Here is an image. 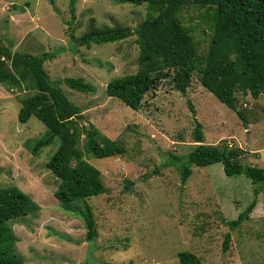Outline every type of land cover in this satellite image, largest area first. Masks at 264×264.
<instances>
[{"label": "rangeland", "instance_id": "obj_1", "mask_svg": "<svg viewBox=\"0 0 264 264\" xmlns=\"http://www.w3.org/2000/svg\"><path fill=\"white\" fill-rule=\"evenodd\" d=\"M0 0V40L13 51L56 57L45 62L54 82L84 79L96 87L94 95L60 88L88 122L119 142L125 153L87 160L102 172L107 192L76 208L90 206L98 237L89 242L79 214L63 210L56 196L57 178L47 164L60 146L54 143L34 155L28 141H37L47 127L32 117L19 121L24 94L0 85V188L17 186L41 210L10 221L25 264H179L181 252L195 254L202 264H264V189L249 220L231 231L255 198L244 175L228 177L223 164L192 166L186 184L182 166L196 143V120L203 126L204 144L243 150V163L264 169V94L254 100L237 92L246 109L245 127L236 112L204 88L194 73L187 96L174 90L171 79L149 92L138 111L106 95L114 79L139 70L137 37L119 43L80 46L76 40L93 28L124 26L135 29L151 15L147 5L122 0ZM208 8H184L179 17L191 30L199 55L206 56L214 35ZM57 84V83H56ZM190 100L196 110L188 106ZM83 122V120H82ZM88 124V123H87ZM231 242L224 250L226 235Z\"/></svg>", "mask_w": 264, "mask_h": 264}, {"label": "trees", "instance_id": "obj_2", "mask_svg": "<svg viewBox=\"0 0 264 264\" xmlns=\"http://www.w3.org/2000/svg\"><path fill=\"white\" fill-rule=\"evenodd\" d=\"M135 6L147 5L150 17L135 29L124 26L93 28L76 40L80 46L119 43L137 37L140 49L139 70L135 74L112 80L106 88L108 97L117 98L124 105L138 111L145 96L171 79L174 90L187 96L194 73L200 83L223 104L234 110L248 127L246 109L237 111V92L258 100L264 94V0H122ZM56 9L55 0H50ZM77 0H70V12L76 13ZM208 8L212 13L214 35L206 56H200L191 30L179 15L188 6ZM53 54L32 55L13 51L12 46L0 40V85L10 91L23 93L19 97V121L26 124L36 117L48 129L41 139L33 142L32 152L39 154L51 146L56 138L60 146L47 169L58 180L56 196L64 211L79 214L87 227V240L98 237L94 214L90 206L76 208L75 202L86 201L107 192L102 172L94 167L89 157L106 159L120 156L125 148L104 135L88 122L80 108L71 103L60 85L71 90L94 95L96 87L84 79L65 78L54 82L45 68ZM57 83V84H56ZM190 111L196 115L194 104L188 100ZM83 120V122H82ZM88 123V124H87ZM196 147L188 155V165L182 166L181 181L186 184L192 175V166L208 167L223 164L228 177L246 176L254 186L253 201L236 220L228 221L231 231L250 219L257 206V197L264 189V169L243 163L244 151L227 145L204 144L203 126L196 120ZM3 170L0 168V174ZM41 207L17 186L0 188V264H25L16 251L18 238L7 223L39 212ZM226 235L224 250L231 242ZM179 264H202L190 252L178 255Z\"/></svg>", "mask_w": 264, "mask_h": 264}, {"label": "water", "instance_id": "obj_3", "mask_svg": "<svg viewBox=\"0 0 264 264\" xmlns=\"http://www.w3.org/2000/svg\"><path fill=\"white\" fill-rule=\"evenodd\" d=\"M236 106H237V111L240 110L239 106H238V102H236Z\"/></svg>", "mask_w": 264, "mask_h": 264}]
</instances>
